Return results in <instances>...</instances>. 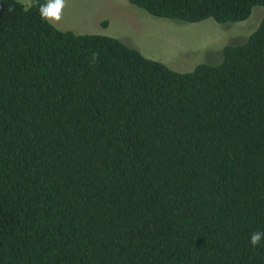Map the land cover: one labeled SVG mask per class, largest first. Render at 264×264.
Returning a JSON list of instances; mask_svg holds the SVG:
<instances>
[{"label":"trees","instance_id":"trees-1","mask_svg":"<svg viewBox=\"0 0 264 264\" xmlns=\"http://www.w3.org/2000/svg\"><path fill=\"white\" fill-rule=\"evenodd\" d=\"M126 1L191 24L264 9ZM46 3L0 0V264H264V16L180 73Z\"/></svg>","mask_w":264,"mask_h":264},{"label":"rangeland","instance_id":"rangeland-1","mask_svg":"<svg viewBox=\"0 0 264 264\" xmlns=\"http://www.w3.org/2000/svg\"><path fill=\"white\" fill-rule=\"evenodd\" d=\"M18 1L26 6L30 2ZM263 16L264 9L256 6L243 22L218 24L207 19L191 24L156 18L126 0H64L60 19L51 24L77 35L117 38L144 57L186 73L200 63H219L222 48L244 43Z\"/></svg>","mask_w":264,"mask_h":264},{"label":"clouds","instance_id":"clouds-1","mask_svg":"<svg viewBox=\"0 0 264 264\" xmlns=\"http://www.w3.org/2000/svg\"><path fill=\"white\" fill-rule=\"evenodd\" d=\"M63 2L64 0H47V3L40 7L42 17L48 20L49 23L53 20H59ZM262 239H264V232H254L250 242L253 246H257Z\"/></svg>","mask_w":264,"mask_h":264}]
</instances>
